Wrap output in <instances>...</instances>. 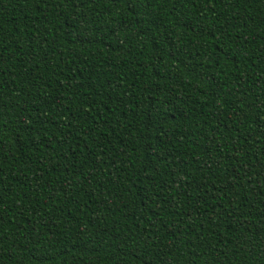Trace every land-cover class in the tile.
Wrapping results in <instances>:
<instances>
[{
    "label": "trees",
    "instance_id": "16d2710c",
    "mask_svg": "<svg viewBox=\"0 0 264 264\" xmlns=\"http://www.w3.org/2000/svg\"><path fill=\"white\" fill-rule=\"evenodd\" d=\"M0 264H264V0H0Z\"/></svg>",
    "mask_w": 264,
    "mask_h": 264
}]
</instances>
